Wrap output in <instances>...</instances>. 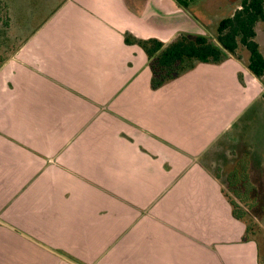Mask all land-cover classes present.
<instances>
[{"label": "crops", "instance_id": "crops-1", "mask_svg": "<svg viewBox=\"0 0 264 264\" xmlns=\"http://www.w3.org/2000/svg\"><path fill=\"white\" fill-rule=\"evenodd\" d=\"M149 3L63 0L0 66V264H258L230 179L264 86L227 57L152 90Z\"/></svg>", "mask_w": 264, "mask_h": 264}, {"label": "trees", "instance_id": "trees-1", "mask_svg": "<svg viewBox=\"0 0 264 264\" xmlns=\"http://www.w3.org/2000/svg\"><path fill=\"white\" fill-rule=\"evenodd\" d=\"M15 2L0 0V66L59 8L63 0L56 2L50 15L32 28L28 27V24H23L22 18L18 15L21 10ZM177 2L180 7L187 8L186 4ZM259 22L264 23V0H241L229 15L219 20L213 40L201 35L181 34L165 45L155 38L139 39L126 33L124 43L139 47L146 55L151 72L152 90L175 80L197 64L219 65L227 57L242 61L240 50L248 54L245 62L247 70L264 85L262 81L264 57L255 41V26ZM230 186L235 188L231 189L235 199L245 208L242 209L231 200L233 214L237 219L244 220L245 240H252L256 244L258 264H264V238L260 241L251 238L252 226L246 222V216L249 217L246 214L247 210L253 209L254 206V203L249 202V194L252 195L255 190L244 174L234 175L230 179ZM236 186L244 192L238 193Z\"/></svg>", "mask_w": 264, "mask_h": 264}, {"label": "rangeland", "instance_id": "rangeland-1", "mask_svg": "<svg viewBox=\"0 0 264 264\" xmlns=\"http://www.w3.org/2000/svg\"><path fill=\"white\" fill-rule=\"evenodd\" d=\"M19 6V17L22 18L23 24L32 28L39 24L44 17L50 15L51 9H54V4L61 0H12ZM187 5V8H182L177 4L178 2ZM241 0H159L152 3L150 0L148 10L141 15L145 22H147V29L149 34L158 35L164 44L167 45L181 34L186 35H201L210 40L215 36V30L218 22L222 17L229 15L239 4ZM57 5V4H56ZM137 21L134 19V23ZM144 22V21H143ZM144 23L142 24V26ZM255 41L259 46V50L264 57V23L259 22L255 26ZM239 54L244 62L247 61V52L240 50ZM264 82V75L262 78ZM263 85V84H262ZM264 86V85H263ZM255 110V111H254ZM255 112V127L259 129V137L264 139V115H256L257 111H262L261 103L254 107ZM253 112V113H254ZM258 137L257 135H255ZM231 166V165H230ZM230 168V167H229ZM252 179L250 183H254L256 191L249 194L251 204L254 203L246 216V222L252 226L251 238L258 241L264 238V172L262 178L259 173L249 170ZM241 190V189H240ZM230 198L236 203L240 204L234 196ZM248 202V203H249ZM247 203V202H246ZM247 203V204H248ZM243 209V205L240 204Z\"/></svg>", "mask_w": 264, "mask_h": 264}]
</instances>
